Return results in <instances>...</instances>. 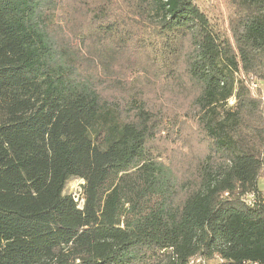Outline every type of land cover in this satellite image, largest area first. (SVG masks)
Wrapping results in <instances>:
<instances>
[{
    "label": "trees",
    "instance_id": "obj_1",
    "mask_svg": "<svg viewBox=\"0 0 264 264\" xmlns=\"http://www.w3.org/2000/svg\"><path fill=\"white\" fill-rule=\"evenodd\" d=\"M232 3L222 28L197 0H0V264H264V0Z\"/></svg>",
    "mask_w": 264,
    "mask_h": 264
},
{
    "label": "rangeland",
    "instance_id": "obj_2",
    "mask_svg": "<svg viewBox=\"0 0 264 264\" xmlns=\"http://www.w3.org/2000/svg\"><path fill=\"white\" fill-rule=\"evenodd\" d=\"M198 6L203 10H206L211 16L213 22L218 23L222 28L228 27L230 15L234 11V5L232 0H197ZM106 46V45H105ZM248 84L253 92V94H262L264 96V86L262 83H257V81H248ZM78 177H73L68 182L65 192L71 193L75 196H82L81 187L82 183ZM259 190L260 193L264 195V173L259 177ZM248 201L254 200V195L249 194L246 196ZM219 260L214 261V263ZM213 263V264H214Z\"/></svg>",
    "mask_w": 264,
    "mask_h": 264
},
{
    "label": "built area",
    "instance_id": "obj_3",
    "mask_svg": "<svg viewBox=\"0 0 264 264\" xmlns=\"http://www.w3.org/2000/svg\"><path fill=\"white\" fill-rule=\"evenodd\" d=\"M81 181L82 184H84V180L82 178L79 179ZM81 191H82V187H81ZM75 196V195H74ZM76 200L80 202V206L83 203V199L80 200L79 196H75ZM214 259H209L204 255H197V256H192L186 264H213L214 263ZM248 264H260L259 262H250Z\"/></svg>",
    "mask_w": 264,
    "mask_h": 264
}]
</instances>
